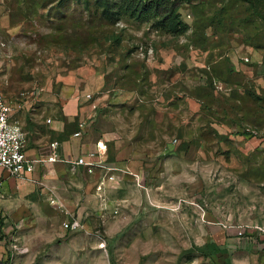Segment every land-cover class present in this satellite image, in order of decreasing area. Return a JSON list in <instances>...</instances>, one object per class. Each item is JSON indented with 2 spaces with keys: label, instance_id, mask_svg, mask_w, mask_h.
Instances as JSON below:
<instances>
[{
  "label": "rangeland",
  "instance_id": "374dc122",
  "mask_svg": "<svg viewBox=\"0 0 264 264\" xmlns=\"http://www.w3.org/2000/svg\"><path fill=\"white\" fill-rule=\"evenodd\" d=\"M179 2L169 33L121 0H0L25 149L48 155L81 121L113 171L67 175L80 201L51 212L77 231L33 223L40 187L11 197L0 264H264V197L240 176L264 175V0Z\"/></svg>",
  "mask_w": 264,
  "mask_h": 264
},
{
  "label": "crops",
  "instance_id": "0c3cea01",
  "mask_svg": "<svg viewBox=\"0 0 264 264\" xmlns=\"http://www.w3.org/2000/svg\"><path fill=\"white\" fill-rule=\"evenodd\" d=\"M81 124L82 127H79L81 129V135H74L73 132L68 136V138L58 142V151L61 159L75 160L78 157H83L86 160H92L94 164L90 166L91 171L87 170L89 166L82 164H75L62 160H56L54 162L48 161L47 157L52 151L51 147L49 146L46 147V149L49 151L48 155L39 154L36 151H32V153L30 150L28 152L25 149L27 155L32 160H34V170L30 174V177H32L34 182L20 181L12 177L7 170L0 168V213L2 212L3 214H9L13 211L12 207L8 204L11 197L16 196L19 193L25 194L24 192L33 193L40 187V190H42L45 194V199L41 202L43 206V209L40 210L41 215H37L36 213L37 211L35 207L38 206L37 201H33L30 205L29 211L33 219V223L35 218V221L44 223L47 226L49 225L55 228L58 232L59 230L60 232H63V229L60 227L58 217H55V215H53L51 212L52 208L54 207L49 202V199L56 198L60 202L63 201L67 207L71 208L74 203L80 201V198L77 199V194L80 192H78V190L73 191L67 188L65 183V179L68 177L67 175H113L110 165H107L106 163L107 160L103 156L98 157L95 154L97 142L102 141L104 144H106V140L98 136L96 132L90 131L84 123ZM102 142H100V145H102ZM91 153H94L93 157L89 156ZM105 157L107 158V156ZM135 172H137L139 175H142L141 169L136 170ZM240 176L242 179L248 181L250 187L252 186L260 189L264 197V175ZM52 186H57L59 189H54ZM44 190L46 192H44ZM49 190L52 192H49ZM261 199V205H259L260 208L264 210V198ZM26 222V219L19 218L16 220L15 225L17 227H21ZM257 225H259L258 222ZM7 227H9V225L5 224L0 228L6 229ZM26 244H29V242H26Z\"/></svg>",
  "mask_w": 264,
  "mask_h": 264
},
{
  "label": "built area",
  "instance_id": "2783aa9c",
  "mask_svg": "<svg viewBox=\"0 0 264 264\" xmlns=\"http://www.w3.org/2000/svg\"><path fill=\"white\" fill-rule=\"evenodd\" d=\"M89 97V94L86 95ZM13 107L10 101L3 95L0 89V168L5 169L9 174L20 180L34 182L30 174L34 170V160H32L26 153L25 142L26 133L17 120H12ZM47 122L51 119L47 118ZM82 127V124L80 123ZM74 135H81V129L79 128L74 132ZM174 141H176L174 139ZM98 141L96 144V152L98 157H101L105 153L106 145H100ZM51 153L48 155L47 160L54 162L56 160H62L66 162H72L75 164H82L89 166L88 171H91L90 166L94 164L92 160H86L83 157H78L75 160L61 159L57 149L58 143L51 142ZM94 156V153L89 155ZM103 166V165H102ZM111 169V168H110ZM49 202L56 205L60 210L63 208L61 202L56 198H50ZM62 228L65 231H77L81 228L80 219L75 215L68 216L62 223Z\"/></svg>",
  "mask_w": 264,
  "mask_h": 264
},
{
  "label": "trees",
  "instance_id": "16d2710c",
  "mask_svg": "<svg viewBox=\"0 0 264 264\" xmlns=\"http://www.w3.org/2000/svg\"><path fill=\"white\" fill-rule=\"evenodd\" d=\"M180 4L181 2L178 3V0H121L119 9L136 20L157 18L160 26L172 33L168 28L170 23L175 22L174 24L177 26L180 22L177 15V8ZM78 129L76 127L73 131L66 130V132L70 134Z\"/></svg>",
  "mask_w": 264,
  "mask_h": 264
}]
</instances>
